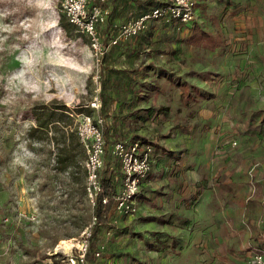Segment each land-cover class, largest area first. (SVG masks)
<instances>
[{
	"label": "rangeland",
	"instance_id": "rangeland-1",
	"mask_svg": "<svg viewBox=\"0 0 264 264\" xmlns=\"http://www.w3.org/2000/svg\"><path fill=\"white\" fill-rule=\"evenodd\" d=\"M167 1L125 0L122 11ZM195 1L199 24L194 30L222 39L221 46L205 50L184 41L189 30L183 25L174 29L171 21L152 20L136 35L156 34V40H143L136 62L152 65L142 78V98L152 99H108L103 93L114 73L107 66L118 56L115 49L97 59L88 37L68 23L59 0H0V264H70L75 249L64 253L57 246L61 240L78 241L93 222L94 207L83 189L85 152L76 165L60 170L59 138L52 130L41 141L28 134L38 106H66L73 125L80 112L103 119L100 175L116 190L122 173L110 154L113 143L141 139L158 148L157 156L170 158H163L165 164L156 161L149 185L141 190L140 214L132 218L112 209L108 226L96 228L91 241L92 255L99 252L96 263L109 264L114 252L125 248L136 258L149 249L154 264H174L180 243L175 240L169 249L158 245V237L168 241L176 234L183 241V232L176 233L179 224L186 227L195 220L204 225L210 211L237 208L241 200L236 196L217 200L225 193L236 195L241 187L252 192L258 184L264 192V153L259 151L264 137L246 138L240 112L229 106L245 86L255 109L264 110V0H229L238 5L234 10L225 0ZM107 22L98 26L102 39L120 24L108 31ZM154 41L177 52L153 58ZM94 99L97 108L90 106ZM220 174L228 178L226 184L220 183ZM201 175L206 188L195 202L190 196ZM166 209L171 210L158 214ZM174 211L181 218L170 222L175 229L157 230ZM148 217L156 219L154 226L145 223Z\"/></svg>",
	"mask_w": 264,
	"mask_h": 264
},
{
	"label": "crops",
	"instance_id": "crops-1",
	"mask_svg": "<svg viewBox=\"0 0 264 264\" xmlns=\"http://www.w3.org/2000/svg\"><path fill=\"white\" fill-rule=\"evenodd\" d=\"M225 1L226 4H228L233 8V10L238 6L229 0H225ZM123 2H125V0H113L110 3L109 6L110 14L108 16V22H107L108 31L110 28L115 27L116 24L122 23L121 21L122 19L127 18L129 16H132L130 18H134L146 11L143 9L142 10L140 9L138 11H133V10H129L128 8L122 11ZM247 6H249V2H247ZM250 9H252V7ZM196 15L197 18L194 24L198 25L199 24L198 8L196 10ZM130 18H127L125 20H128ZM125 20H123V22ZM171 22L174 29L175 28L178 29V26L181 25L175 20ZM194 24L187 26L183 25L184 27L187 28V30H189L184 35V38H186L184 41L189 42V37L192 35L194 31ZM114 30L115 29H112V32L103 35L104 44L107 46L106 51L110 48V51L115 49V52L118 53V56L113 57L112 63H109L107 66V70H110L114 73L111 74V78L109 79L110 81L106 83L107 84L106 87L108 89L107 91H105V93H103V96L105 97V95H108V99H152L151 97L142 98L143 96L142 88L144 86L143 84L146 83L144 80H142V78L145 75L144 74L145 71L148 68H152V65L150 64L144 65L136 62H138L140 58L139 53L143 49V44H144L143 40L145 41L156 40V34L154 35L141 34L138 37L134 36V38L130 37L128 39H120L118 40L117 46L116 44L108 45L110 39L115 35ZM180 40L178 39L177 42L181 43ZM153 45L154 47L151 45V48H153L152 49L153 58H154V54L155 57H157L156 55H158L159 52H161V55L163 56H165L166 53L172 54L177 52L175 49H167V44L165 43H162L161 45L162 47H158L159 45L157 41H154ZM175 46L177 45H172V48H175ZM204 49L211 50L207 48ZM190 56H192V54H190ZM151 58L152 57L149 58L150 61ZM133 73L138 74L137 78ZM244 88L246 87L242 86L239 89V92L241 89ZM238 95L232 96L230 99H237ZM229 106L231 108L230 102H229ZM237 111L240 112V119H242L241 111L240 110ZM243 135L246 136L245 126H244ZM255 136L256 135L252 137ZM123 141H129V140H123ZM149 143L151 144V142ZM157 150L154 149L153 147V154H152L153 164H152V170L149 173V175L152 173L157 160L159 161L160 164H165L164 159L169 158L168 154L166 153L165 155H160L159 153V156H157L156 154ZM259 151H262L264 153V147L261 148ZM149 175L141 183L140 191L136 198L139 207L137 214H140L141 212L139 197L140 195L142 196L145 195V193H141V190L143 189L144 191L149 185V179H148ZM219 180L220 183L222 184L224 183L226 184L228 182V178L224 174L219 175ZM205 188H206V176L201 175L198 179H196L195 182L196 191L190 196V199L195 202L198 201L199 195L205 190ZM182 196L183 194L179 195L178 199L180 200L183 199ZM204 196L205 199H207L206 198L207 193H203V197ZM227 196L229 197L232 196L231 200L232 199L234 200V197L236 196L238 200H241V203L237 205V208H234L233 206H228L227 209H214L210 211L209 214H206L207 216L205 218L204 225L194 224L195 220H193L192 223L186 227L179 226L180 225L179 224L177 228L178 231L175 232L176 233L183 232L184 235L183 241H181V239H177L178 235L176 234L171 235V237L173 236V239H169L168 241L165 239V237L163 238L158 237L157 240L158 245H164V243L168 244L169 249L174 245L175 240H177V242L180 243L181 250H179V253L175 252L174 256L175 258H177V260H175L174 264H248L251 256L255 252L264 250V192L262 193L260 191L259 184L252 192L244 191L243 187H241V191H239V193H237L236 195L225 193L223 196L217 197V200L219 201L225 198V200L227 201L230 199ZM232 205L235 204L233 203ZM170 210L171 209H166L158 214L160 215L167 214V212H170ZM205 212L207 213L209 211L205 210ZM181 213L182 211H179V214ZM148 214L154 215V213H148ZM169 214H170L169 218L171 219H169L168 221L167 219H164L165 221L161 220L157 230L161 232H169L175 229L174 226H170L172 225L170 224V222L174 220L177 223L178 220L181 218L178 214L177 216L174 215L176 214L175 211L173 212V215L171 213ZM145 221L147 225L154 226L153 224L154 221H156V219L148 217L145 219ZM147 228L151 230H155L152 227H147ZM179 238H181V235L179 236ZM120 247L122 246H119L118 249ZM114 254L116 255L115 257L112 258L111 262L109 261V264H154L155 262L153 260L154 258L153 255H150L149 249L146 254L140 255L139 258L133 256L128 251V249L125 248L118 250L116 253L114 252ZM86 264H102V263H96V261L93 260V258H90L89 260H86ZM161 264H165V261L163 263L161 262Z\"/></svg>",
	"mask_w": 264,
	"mask_h": 264
},
{
	"label": "built area",
	"instance_id": "built-area-1",
	"mask_svg": "<svg viewBox=\"0 0 264 264\" xmlns=\"http://www.w3.org/2000/svg\"><path fill=\"white\" fill-rule=\"evenodd\" d=\"M61 10L68 23L84 33L90 47L97 59H102L107 46L99 35L98 26L103 25L110 14L111 0H59ZM195 0H170L158 5L141 15L125 20L116 29L114 37L108 45H115L120 39H128L143 31L150 21H177L187 26L195 23L197 5ZM90 106L97 108L96 99ZM74 129L78 140L85 152L84 168V194L92 207L96 206L98 196L102 192L100 172L104 167L105 138L104 122L100 117L78 113L74 116ZM111 156L118 160L121 166L122 181L113 196L112 209L128 217H136L139 207L136 198L141 183L152 170L153 147L150 143L140 140L118 141L111 145ZM102 204L108 203V197L101 198ZM95 217L89 228L85 229L80 239L76 241L75 254H70V264H85V256L90 245V238ZM71 248V249H72ZM95 255H99L96 251ZM248 264H264V250L255 252Z\"/></svg>",
	"mask_w": 264,
	"mask_h": 264
},
{
	"label": "trees",
	"instance_id": "trees-1",
	"mask_svg": "<svg viewBox=\"0 0 264 264\" xmlns=\"http://www.w3.org/2000/svg\"><path fill=\"white\" fill-rule=\"evenodd\" d=\"M112 1L113 0H111V2ZM165 3H158L150 7L145 12ZM189 42L211 50L221 46L222 44V40L220 38L214 37L207 32L197 29L194 30L192 35L189 37ZM230 105L231 108L241 111V122L246 128V138H251L254 135H260L264 137V110L255 109L254 100L250 98L249 94H247L246 88L240 90L237 99H231ZM67 111L68 109L66 106L56 105L55 103H52L50 107H35L34 116L36 124L31 126L28 130L29 136L37 141L43 140V135H46L50 130L53 132V138H59L57 143L58 153L56 155V161L59 169L62 171L72 167L73 165H76L78 160L83 157L82 152H84L76 135L73 121L69 116L66 115ZM131 140L143 141L141 139ZM101 184L102 192L99 194L98 201L94 207L93 216L95 217V225L93 227L94 229H92L90 245L85 256V261L89 260L91 256L93 260L95 258V255H92V247L94 244H91V241L94 239L97 227L108 226L109 213L112 210L113 204L112 199L116 193V188L111 184L109 179H101ZM103 196L108 197L107 204L101 203V198Z\"/></svg>",
	"mask_w": 264,
	"mask_h": 264
},
{
	"label": "bare ground",
	"instance_id": "bare-ground-1",
	"mask_svg": "<svg viewBox=\"0 0 264 264\" xmlns=\"http://www.w3.org/2000/svg\"><path fill=\"white\" fill-rule=\"evenodd\" d=\"M75 245L76 241L74 239L61 240L56 249H62L64 253H70V249Z\"/></svg>",
	"mask_w": 264,
	"mask_h": 264
}]
</instances>
